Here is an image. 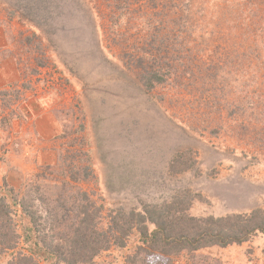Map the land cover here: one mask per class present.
<instances>
[{"label":"rangeland","instance_id":"rangeland-1","mask_svg":"<svg viewBox=\"0 0 264 264\" xmlns=\"http://www.w3.org/2000/svg\"><path fill=\"white\" fill-rule=\"evenodd\" d=\"M67 11L76 31L43 32L0 0V187L33 202L48 241L85 195L103 227L112 210L179 192L197 218L264 209V0H72ZM14 221L24 235L19 208ZM138 244L133 233L93 264H128ZM197 254L264 264V237Z\"/></svg>","mask_w":264,"mask_h":264},{"label":"trees","instance_id":"trees-1","mask_svg":"<svg viewBox=\"0 0 264 264\" xmlns=\"http://www.w3.org/2000/svg\"><path fill=\"white\" fill-rule=\"evenodd\" d=\"M71 1L8 0L13 12L11 18L28 21L43 32L57 28L60 33H65L67 28L72 30L68 25L72 23L67 22L72 16L67 11ZM76 8L85 13L84 5ZM80 26L86 35H90V29L94 31L88 20H82ZM153 79L162 80L158 74L151 75L144 79L143 85L147 88ZM5 194L0 187V254L8 253L10 257L4 264H40L38 256L46 264H93L96 257L112 247H126L133 233L139 234V244L133 257L128 258V264H154L149 261L157 257H166L165 264H176L178 258L185 259L187 264H212L197 253L208 247L242 244L259 234L264 237V209L220 218H197L189 214L187 193L179 192L165 204L141 201L140 207L128 211L112 210L106 227L99 221L100 208L85 195L74 220L58 237L60 242L54 243L48 241L46 227L41 228V216L33 202L14 196L8 199ZM16 208L27 220L24 235L19 233L14 221ZM33 240H37L34 245ZM21 243L29 248L28 253L18 250Z\"/></svg>","mask_w":264,"mask_h":264}]
</instances>
